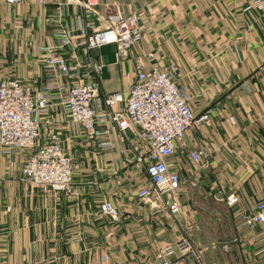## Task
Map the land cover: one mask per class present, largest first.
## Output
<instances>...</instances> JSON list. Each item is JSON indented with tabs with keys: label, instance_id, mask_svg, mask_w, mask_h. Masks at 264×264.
<instances>
[{
	"label": "crops",
	"instance_id": "1",
	"mask_svg": "<svg viewBox=\"0 0 264 264\" xmlns=\"http://www.w3.org/2000/svg\"><path fill=\"white\" fill-rule=\"evenodd\" d=\"M59 2L0 0V78L42 85V48L59 42L52 22ZM108 2L138 14L143 38L120 64L114 63V45L91 51L108 64L101 93L128 95L135 61L153 52L152 63L175 66L179 85L201 94L193 101L197 113L214 108L211 119L193 128L186 147L170 158L182 178L178 211L167 198H137L145 171L126 164L132 152L116 128L113 146L99 148L81 141L67 118L52 114L64 149L78 165L79 194L30 186L22 180L23 155L4 156L0 264H99L103 254L108 264H160L162 246L184 237L201 258L177 250L172 264H263L256 253L264 247V224L240 228L237 218L264 200V9L251 0H101V16ZM51 121L43 116V134ZM194 149L203 151L198 165L189 157ZM218 188L236 193L237 204L220 201ZM104 198L115 201L120 219L101 214Z\"/></svg>",
	"mask_w": 264,
	"mask_h": 264
},
{
	"label": "built area",
	"instance_id": "2",
	"mask_svg": "<svg viewBox=\"0 0 264 264\" xmlns=\"http://www.w3.org/2000/svg\"><path fill=\"white\" fill-rule=\"evenodd\" d=\"M6 1L15 5L21 0ZM100 3L101 0H60L58 14L52 19L56 25L53 36L59 42L42 48L45 75L41 86L15 76L0 78V165L4 156L20 152L25 183L42 191L78 195L74 187L78 165L74 155L64 149L54 117L67 118L81 141L99 148L113 146L116 128L132 152L126 164L139 165L145 171L144 183L137 186V198H167L170 208L177 212L182 178L170 158L186 147L187 135L193 128L211 119L214 108L197 113L193 101L201 94H192L179 85L175 66L152 63L153 52L146 54V61H135L136 77L127 87L128 95L123 91L101 93L100 80L108 64L91 51L114 45V63L120 64L143 34L137 13L124 12L118 4L108 2L107 12L101 16ZM251 3L264 9V0ZM91 17H95L94 22ZM101 104L102 109L98 107ZM45 115L54 125L43 134ZM202 153L201 149L189 152L194 165L201 163ZM217 194L229 207L238 202L234 192L218 188ZM100 212L113 220L120 219L118 207L110 198L101 201ZM237 224L251 229L263 225L264 200L254 211L240 212ZM177 250L185 257L201 258L193 243L184 237L162 246L160 264H172ZM256 254L264 258V247ZM100 260L99 264H108L109 257L103 254Z\"/></svg>",
	"mask_w": 264,
	"mask_h": 264
},
{
	"label": "rangeland",
	"instance_id": "3",
	"mask_svg": "<svg viewBox=\"0 0 264 264\" xmlns=\"http://www.w3.org/2000/svg\"><path fill=\"white\" fill-rule=\"evenodd\" d=\"M240 264H246V263H244V262H239ZM264 264V263H263Z\"/></svg>",
	"mask_w": 264,
	"mask_h": 264
}]
</instances>
